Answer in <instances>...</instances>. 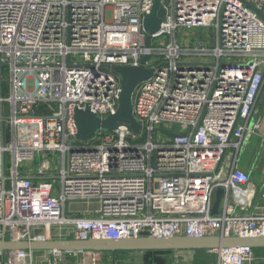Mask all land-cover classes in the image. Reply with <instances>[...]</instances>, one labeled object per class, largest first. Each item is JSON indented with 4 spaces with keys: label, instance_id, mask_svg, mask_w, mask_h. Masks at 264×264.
<instances>
[{
    "label": "built area",
    "instance_id": "1",
    "mask_svg": "<svg viewBox=\"0 0 264 264\" xmlns=\"http://www.w3.org/2000/svg\"><path fill=\"white\" fill-rule=\"evenodd\" d=\"M161 1L166 14L148 47L144 19L155 0H0V239L264 235V212L238 213L231 200L250 181L234 166L244 140L261 127L252 116L264 82L257 12L264 14V0ZM192 28L208 32L184 43ZM140 65L154 70L133 95L144 128L72 141L76 109L117 112L122 82L114 66ZM7 109L15 130L9 144ZM33 118L40 138L21 144L17 127ZM29 161L59 186L24 174L20 166ZM53 161L57 172H50ZM219 188L224 201L213 214ZM208 251L216 264L255 259L251 246ZM80 253L89 264L114 256L13 251L0 264H75Z\"/></svg>",
    "mask_w": 264,
    "mask_h": 264
},
{
    "label": "water",
    "instance_id": "2",
    "mask_svg": "<svg viewBox=\"0 0 264 264\" xmlns=\"http://www.w3.org/2000/svg\"><path fill=\"white\" fill-rule=\"evenodd\" d=\"M250 7L254 8L250 5ZM264 18L262 11H257ZM166 9L161 0H155L149 14L145 16L144 28L149 33L146 37V46L151 44V35L160 29L165 17ZM148 58L144 56L142 64ZM5 63L0 62V66ZM114 70L120 75L122 91L120 94L119 108L117 112L107 116H100L89 109H76L75 120L77 135L72 141H87L100 131H111L126 126L130 131L140 132L144 127L137 121L133 114V95L137 85L148 80L153 75V69L140 66H114ZM4 119V118H3ZM4 121V120H3ZM173 137L174 134H168ZM4 178H6L4 172ZM224 188H219L215 194L213 214H218L222 204ZM239 246H251L254 249L264 248V235L262 236H152L148 232L136 238L106 239L89 238L79 240L75 238L52 240H7L0 239V255L13 251H101V252H133V251H181V250H211L219 248H231Z\"/></svg>",
    "mask_w": 264,
    "mask_h": 264
},
{
    "label": "crops",
    "instance_id": "3",
    "mask_svg": "<svg viewBox=\"0 0 264 264\" xmlns=\"http://www.w3.org/2000/svg\"><path fill=\"white\" fill-rule=\"evenodd\" d=\"M41 113V112H40ZM9 109L5 111V122H4V136L5 142L11 143L12 135L15 131L12 124L9 122ZM259 120L261 127L250 137L245 138L244 146L238 155L237 163L234 165L236 168L247 172L250 175V181L248 184L238 188L236 192L231 196L236 206V212L245 214L247 212H264V82L259 92L258 100L255 106V112L252 116V120ZM37 118L22 120L17 127L18 141L21 144L25 143H36L40 135L35 131V124ZM49 154L44 153L43 159H47ZM226 162L229 166L232 164V157L226 158ZM58 162H55V164ZM53 162L50 164V172L53 171L55 166ZM6 174L9 175V167L11 162L8 160L6 163ZM59 165V164H58ZM21 170L24 174L30 175L34 181L51 180L57 184L58 178L55 175H38L37 174V163L35 161H29L25 164H21ZM59 169V168H58ZM58 171V170H57ZM56 171V172H57ZM49 173V172H48ZM59 182V181H58ZM222 200V204L223 205ZM76 204L70 205L74 207ZM80 208V207H79ZM221 210V207L219 211ZM255 259L251 264H255L257 261L258 254L264 251V248L254 249ZM39 253V252H36ZM122 257L127 261L125 264H167L168 262L163 258L171 256V264H208L206 257L212 255L214 261L212 264H216V256L211 254L208 250H181L173 253L156 252V251H133V252H120ZM137 256L142 260L136 259ZM149 256V257H148ZM148 257V258H147ZM134 258V260H133ZM138 261H136V260ZM71 263L87 264L89 258L86 254L80 253L78 256L72 258ZM170 264V262L168 263Z\"/></svg>",
    "mask_w": 264,
    "mask_h": 264
},
{
    "label": "rangeland",
    "instance_id": "4",
    "mask_svg": "<svg viewBox=\"0 0 264 264\" xmlns=\"http://www.w3.org/2000/svg\"><path fill=\"white\" fill-rule=\"evenodd\" d=\"M206 32H208L207 30H205V31H203V29H196V28H192L191 30H186L185 31V36L183 37V42L185 43V42H188V38H194V37H197L198 35H203L204 33H205V36H206ZM179 35L181 34V33H178ZM55 162L56 161H53V164H55ZM58 168H59V165L56 163L55 164V166L53 167V171H57L58 170ZM57 185L59 186V182L57 181ZM74 207H76V208H82V207H84V204H76V206H74ZM8 238V237H7ZM10 254H8V256H9ZM122 255V253H118L117 255H115V256H107V255H105L104 256V258H103V263L102 264H123V262L124 261H127L128 260V258H124V257H122L121 256ZM259 256H257V261L255 262V264H264V251H262L261 253H259L258 254ZM149 257V256H148ZM147 257V258H148ZM207 259H206V262L208 263V264H212L213 263V261H214V257L212 256V255H208L207 257H206ZM136 259H138V260H142L141 258H139L138 256H137V258ZM135 259V260H136ZM164 259H168V260H170L171 259V256H167L166 258H163L162 260H164ZM133 260H134V258H133ZM138 260H136V261H138ZM167 261V260H166ZM92 263V262H91ZM87 264H89V263H87ZM128 264V263H127ZM130 264V263H129ZM136 264V263H135ZM161 264H163V263H161ZM168 264V263H167Z\"/></svg>",
    "mask_w": 264,
    "mask_h": 264
},
{
    "label": "trees",
    "instance_id": "5",
    "mask_svg": "<svg viewBox=\"0 0 264 264\" xmlns=\"http://www.w3.org/2000/svg\"><path fill=\"white\" fill-rule=\"evenodd\" d=\"M145 252H149V251H145ZM156 252L173 253V252H175V251H156ZM118 253H120V252H116V253H114V256L117 255ZM165 260H167L168 263L170 262V264H171V262H172L171 260H168V259H165Z\"/></svg>",
    "mask_w": 264,
    "mask_h": 264
}]
</instances>
